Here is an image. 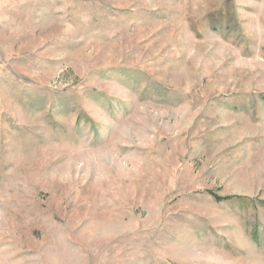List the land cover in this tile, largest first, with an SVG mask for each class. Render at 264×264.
Segmentation results:
<instances>
[{
    "label": "rangeland",
    "instance_id": "1",
    "mask_svg": "<svg viewBox=\"0 0 264 264\" xmlns=\"http://www.w3.org/2000/svg\"><path fill=\"white\" fill-rule=\"evenodd\" d=\"M0 264H264V0H0Z\"/></svg>",
    "mask_w": 264,
    "mask_h": 264
}]
</instances>
